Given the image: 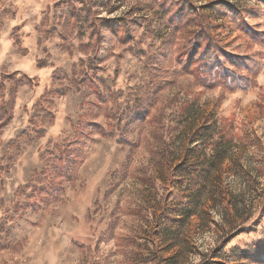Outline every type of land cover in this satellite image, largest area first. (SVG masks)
Masks as SVG:
<instances>
[{
    "label": "rangeland",
    "instance_id": "rangeland-1",
    "mask_svg": "<svg viewBox=\"0 0 264 264\" xmlns=\"http://www.w3.org/2000/svg\"><path fill=\"white\" fill-rule=\"evenodd\" d=\"M4 103L0 264H264V0H0Z\"/></svg>",
    "mask_w": 264,
    "mask_h": 264
},
{
    "label": "trees",
    "instance_id": "trees-1",
    "mask_svg": "<svg viewBox=\"0 0 264 264\" xmlns=\"http://www.w3.org/2000/svg\"><path fill=\"white\" fill-rule=\"evenodd\" d=\"M79 83L81 84V85H83L84 87L86 86L87 88H89L90 89V92H93L95 95H96V93H98L99 94V92H98V87H97V85L94 83V80H93V77H90L89 75H83V76H81V78H80V81H79ZM97 87V88H96ZM11 108H9V106H8V104H6V103H4L3 105H2V107H0V113L2 114V115H4L3 113H7L8 111L7 110H10ZM5 111V112H4ZM1 124H3V123H1ZM93 126L94 127H98V125L96 124V123H93ZM61 160V159H60ZM69 161H71L70 159H69ZM68 161V162H69ZM67 162V163H68ZM66 165V164H65Z\"/></svg>",
    "mask_w": 264,
    "mask_h": 264
}]
</instances>
